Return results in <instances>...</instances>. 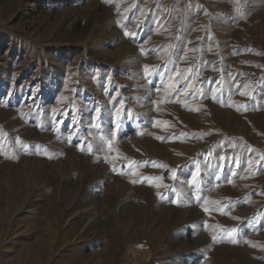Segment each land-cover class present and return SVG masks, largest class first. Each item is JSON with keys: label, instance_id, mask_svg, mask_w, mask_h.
Wrapping results in <instances>:
<instances>
[{"label": "rangeland", "instance_id": "rangeland-1", "mask_svg": "<svg viewBox=\"0 0 264 264\" xmlns=\"http://www.w3.org/2000/svg\"><path fill=\"white\" fill-rule=\"evenodd\" d=\"M0 264H264V0H0Z\"/></svg>", "mask_w": 264, "mask_h": 264}, {"label": "snow or ice", "instance_id": "snow-or-ice-1", "mask_svg": "<svg viewBox=\"0 0 264 264\" xmlns=\"http://www.w3.org/2000/svg\"><path fill=\"white\" fill-rule=\"evenodd\" d=\"M146 68H147V66H146Z\"/></svg>", "mask_w": 264, "mask_h": 264}]
</instances>
